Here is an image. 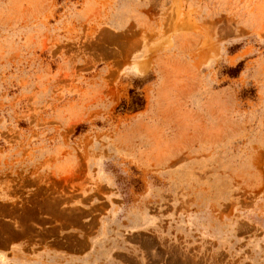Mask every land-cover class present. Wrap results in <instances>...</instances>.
I'll list each match as a JSON object with an SVG mask.
<instances>
[{
    "label": "rangeland",
    "instance_id": "obj_1",
    "mask_svg": "<svg viewBox=\"0 0 264 264\" xmlns=\"http://www.w3.org/2000/svg\"><path fill=\"white\" fill-rule=\"evenodd\" d=\"M104 214L165 264H264V0H0V264Z\"/></svg>",
    "mask_w": 264,
    "mask_h": 264
},
{
    "label": "crops",
    "instance_id": "obj_2",
    "mask_svg": "<svg viewBox=\"0 0 264 264\" xmlns=\"http://www.w3.org/2000/svg\"><path fill=\"white\" fill-rule=\"evenodd\" d=\"M110 218H106L105 214L102 216V226L95 232L99 234L95 241L89 242L88 249L82 255H56L54 258L55 264H165V260L147 256V244L142 242L129 243L127 240L119 242L112 240V234L116 231L105 222ZM144 230H134L133 232H140ZM108 234H107V233ZM122 237H130L124 231L119 232ZM137 251L138 253H135ZM58 254V253H56Z\"/></svg>",
    "mask_w": 264,
    "mask_h": 264
},
{
    "label": "trees",
    "instance_id": "obj_3",
    "mask_svg": "<svg viewBox=\"0 0 264 264\" xmlns=\"http://www.w3.org/2000/svg\"><path fill=\"white\" fill-rule=\"evenodd\" d=\"M238 70L239 67L235 69H231V72L232 74H236ZM130 94L133 95V92L131 91ZM143 107H144V100L139 96H135L130 105L127 106L125 103H123L122 109L127 111L131 110L132 112H137L142 110Z\"/></svg>",
    "mask_w": 264,
    "mask_h": 264
}]
</instances>
